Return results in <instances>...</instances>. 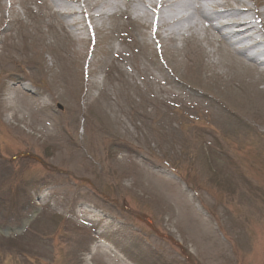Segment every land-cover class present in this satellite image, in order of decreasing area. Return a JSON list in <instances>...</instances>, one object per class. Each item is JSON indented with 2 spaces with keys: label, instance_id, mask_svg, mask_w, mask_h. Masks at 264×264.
<instances>
[{
  "label": "rangeland",
  "instance_id": "1",
  "mask_svg": "<svg viewBox=\"0 0 264 264\" xmlns=\"http://www.w3.org/2000/svg\"><path fill=\"white\" fill-rule=\"evenodd\" d=\"M47 1L0 0V264H264V67Z\"/></svg>",
  "mask_w": 264,
  "mask_h": 264
},
{
  "label": "bare ground",
  "instance_id": "2",
  "mask_svg": "<svg viewBox=\"0 0 264 264\" xmlns=\"http://www.w3.org/2000/svg\"><path fill=\"white\" fill-rule=\"evenodd\" d=\"M32 2H38L42 4H48L47 0H31ZM65 1H70L73 4H77L78 0H55L54 4L63 5ZM88 0H84L83 3ZM102 4L108 8V11L103 13H93L90 15L91 19H102L109 20L111 18L118 19L124 14L119 10V3H131L135 0H101ZM139 2H145L149 11L152 14H148L145 10L134 7V13L136 14L137 19L148 20L152 29L159 28L160 30L163 27H166V32L168 29L169 35H176V38L181 37L182 33L186 32L185 28L179 25L181 23H188L190 26L189 30H195L196 32H212L215 38L220 40L222 43V49L224 52H229L231 56L236 57L232 59L231 64H224L227 70L234 71H243L242 74H245L248 70L255 69L257 67H264V9L256 10L249 7L238 0H215L214 13L209 15L206 13V10L202 7H198V0H137ZM256 8L261 6L260 4H255ZM167 8L170 11L171 9H176L179 11L177 15L170 14L167 15ZM64 12L68 9H63ZM84 8H77L71 10L67 16L72 18V16L81 14L84 12ZM255 13L256 16L260 19V24L262 30H258L255 26L251 13ZM62 16V15H61ZM198 20L197 23H193L195 20ZM72 21V20H71ZM78 20H73L72 22H78ZM212 21L218 22V26L214 27ZM76 24V23H75ZM72 24V25H75ZM185 34V33H184ZM248 41V42H247ZM119 50V48H115ZM234 69V70H232ZM264 72V68H262ZM232 78L234 76H231ZM246 83V81H245ZM234 85L241 86L239 79L234 81ZM249 91H246L248 94ZM207 105L202 102L198 105V108L203 111ZM212 115L214 122L218 126H224L226 128V120L222 119L221 113L215 111L214 103L211 101ZM192 118V116H191ZM170 123H173V118L170 119ZM172 130L175 127H171Z\"/></svg>",
  "mask_w": 264,
  "mask_h": 264
}]
</instances>
